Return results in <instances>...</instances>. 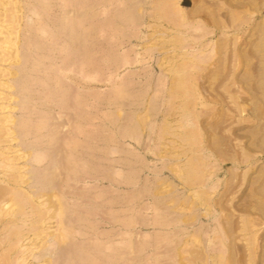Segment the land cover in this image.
Wrapping results in <instances>:
<instances>
[{
  "label": "rangeland",
  "instance_id": "374dc122",
  "mask_svg": "<svg viewBox=\"0 0 264 264\" xmlns=\"http://www.w3.org/2000/svg\"><path fill=\"white\" fill-rule=\"evenodd\" d=\"M0 107V264H264V0H0Z\"/></svg>",
  "mask_w": 264,
  "mask_h": 264
},
{
  "label": "bare ground",
  "instance_id": "6f19581e",
  "mask_svg": "<svg viewBox=\"0 0 264 264\" xmlns=\"http://www.w3.org/2000/svg\"><path fill=\"white\" fill-rule=\"evenodd\" d=\"M75 13H76V12H75ZM13 31H14V30H13ZM14 33H15V32H13V35H14ZM7 35H8V34H7ZM10 35H11V33H10ZM13 35H11V36H13ZM15 35H16V34H15ZM11 36H10V37H11ZM7 37H8V36H7ZM7 37H6V38H7ZM12 38H13V37H12ZM7 39H8V38H7ZM14 41H15V40H14ZM14 41H12V42L14 43ZM8 48H9V47H8ZM10 48H11V47H10ZM13 48H14V47H13ZM3 51H5V50H3ZM6 51H7V50H6ZM13 53H14V50H13ZM5 55H6V53H5ZM20 57H21V56H20ZM12 58L14 59V57H12ZM0 108H1V107H0ZM14 124H15V123H14ZM16 131H17V130H16ZM13 133H14V132H13ZM16 134H17V133H16ZM135 135H136V134H135ZM2 142H3V141H2ZM2 158H3V157H2ZM3 160H4V158H3ZM7 165H8V164H7ZM65 165H66V164H65ZM61 169H62V168H61ZM62 170H63V169H62ZM59 171H60V169H59ZM31 174H32V172H31ZM6 177H7V176H6ZM11 177H12V176H11ZM21 177H22V176H21ZM28 178H29V177H27V180H28ZM18 179H19V178H18ZM33 179H34V178H33ZM14 180H15V179H14ZM27 180H26V181H27ZM29 180H30V179H29ZM55 180H56V179H55ZM55 180H54V182H55ZM52 181H53V179H52ZM44 183H45V182H44ZM34 184H35V183H34ZM14 185H15V184H14ZM14 185H13V186H14ZM29 185H30V184H29ZM46 185H47V184H46ZM48 185H49V184H48ZM55 185H56V184H55ZM20 186H22V184H21ZM38 186H39V185H38ZM51 187H53V186H51ZM32 188H33V187H32ZM47 188L49 189L48 186H47ZM5 189H6V188H5ZM5 189L2 188V186L0 187V200H2V198L5 196ZM10 189H11V188H10ZM28 189H29V188H27V191H28ZM33 189H34V188H33ZM6 191H7V190H6ZM9 191H10V190H9ZM13 191H14V190H13ZM37 191H38V190H37ZM51 191H52V190H51ZM17 192H18V191H17ZM53 192H54V191H53ZM41 193H42V192H41ZM32 194H33V195H32ZM32 194H31V195H32L33 197L36 196V193H35V192H33ZM39 194H40V193H39ZM42 194H43V193H42ZM45 194H46V193H45ZM13 195H14V194H13ZM15 195H16V194H15ZM15 195H14V196H15ZM19 195H20V194H19ZM16 197H17V196H16ZM16 197H15V198H16ZM10 198H11V197H10ZM10 198H9V201L11 200ZM15 198H14V199H15ZM14 199H13V200H14ZM3 201H4V200H3ZM29 202H30V201H29ZM1 203H2V202H1ZM6 204H7V203H6ZM8 204H9V203H8ZM37 204H38V203H37ZM57 204H58V203H56V205H53V206L55 207V206H57ZM59 204H60V203H59ZM63 204H64V203H63ZM13 205H14V204H13ZM48 205H49V204H48ZM10 206H11V205H10ZM16 206H17V205H16ZM20 206H21V205H20ZM37 206H38V205H37ZM53 206H52V207H53ZM62 206L64 207V205H62ZM21 208H22V207H21ZM56 208H57V207H56ZM2 209H3V208H2ZM6 209H7V208H6ZM14 209H15V208H14ZM64 209H66V208H64ZM19 211H20V210H19ZM46 211H47V210H46ZM60 211H61V210L57 208V210L55 209L54 212H60ZM10 212H12V211H10ZM36 212H37V211H36ZM54 212H52V213H54ZM61 212H62V211H61ZM64 212H65V210H64ZM64 212H63V213H64ZM6 214H7V213H6ZM10 214H11V213H10ZM54 214H55V215H54ZM54 214L50 215V218H54V216L56 217V213H54ZM11 215H12V214H11ZM37 215H38V214H37ZM42 215H43V213H42ZM44 215H45V214H44ZM63 216H64V215H63ZM65 216H66V215H65ZM13 217H14V216H13ZM59 217H62V216L60 215ZM46 218H47V217H46ZM13 221H14V220H13ZM62 221H64V220H62ZM8 222H9V221H8ZM42 222H43V221H42ZM65 222H66V221H65ZM40 223H41V222H40ZM35 224H36V223H35ZM65 224H66V223H65ZM10 226H11V225H10ZM31 226H33V225H31ZM16 228H17V227H16ZM63 229H64V228H63ZM4 230H5V228H4ZM13 230H14V229H13ZM31 230H32V229H31ZM39 230H40V229H39ZM64 230H65V229H64ZM6 231H7V230H6ZM65 231H66V230H65ZM30 233H31V232H30ZM40 234H41V233H40ZM68 235H69V233H68ZM10 236H11V235H10ZM36 237H37V236H36ZM8 238H9V237H8ZM13 238H14V237H13ZM51 238H52V236L49 237V240H50ZM7 242H8V241H7ZM15 243H16V242H15ZM65 244H66V243H65ZM51 245H52V244H51ZM59 245H60V244H59ZM63 245H64V244H63ZM63 245H62V246H63ZM9 246H10V245H9ZM15 246H16V245H15ZM59 247H60V246H59ZM63 247H64V246H63ZM68 247H69V246H68ZM66 248H67V247H65L64 250H63V251H65V253L68 252V251H67L68 249H66ZM48 250H49V248H48ZM53 251H54V250H53ZM55 251H56V250H55ZM61 251H62V250H61ZM63 251H62V252H63ZM49 252H50V250H49ZM49 252H47V249H46V250L43 249V252H42V253L39 252L40 254H38L37 258H42V259H43V258H46V257H49V258H50V257L53 256V255H51V253H49ZM57 252H58V251H57ZM52 253H53V252H52ZM54 253H55V252H54ZM17 254H18V253H17ZM67 254H68V253H67ZM6 255H7V254H6ZM54 256H55V255H54ZM57 256H59V255H57ZM57 256H56V257H57ZM3 257H4V256H3ZM65 257H66V256H65ZM51 258H53V257H51ZM63 258H64V257H63ZM1 259H2V258H1ZM42 259H41V260H42ZM65 259H66V258H65ZM36 260H37V259H36ZM39 260H40V259H39ZM52 260H53V259H52ZM59 260H60V259H59ZM19 261H20V260H19ZM53 261H54V260H53ZM53 263H54V262H53ZM51 264H52V263H51Z\"/></svg>",
  "mask_w": 264,
  "mask_h": 264
}]
</instances>
